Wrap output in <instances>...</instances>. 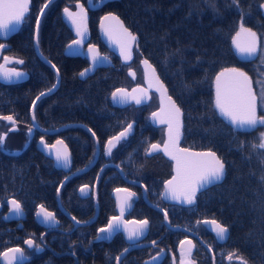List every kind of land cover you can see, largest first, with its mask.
Here are the masks:
<instances>
[{"label": "trees", "instance_id": "trees-1", "mask_svg": "<svg viewBox=\"0 0 264 264\" xmlns=\"http://www.w3.org/2000/svg\"><path fill=\"white\" fill-rule=\"evenodd\" d=\"M68 1L85 2L59 0L48 8L41 24L40 47L59 68L62 79L59 89L42 100L45 106L38 111L47 127L55 126L59 120H76L89 123L99 134L112 136L124 127L110 107V95L122 85L125 68L115 64L85 80L78 77L85 61L68 60L63 54L72 38L62 23L61 9ZM45 2L31 1L22 28L12 40L14 51L29 59L31 78L8 91V112L27 122L36 96L54 83L53 74L34 50L36 19ZM261 3L264 0H240L245 27L260 38L259 54L250 61L239 58L232 48L241 18V12L231 6L232 0H120L115 7L127 27L138 35L141 52L156 67L171 96L184 110V144L194 150L214 151L226 164L225 180L204 194V211L230 227L237 247L254 264H264V149L253 147L260 142L264 126L251 133L234 132L214 110L212 83L224 68L243 69L253 80L259 116L264 114L261 85L256 83V70L264 71L260 60L264 53ZM91 19L93 34L97 35L98 18L93 15ZM80 141L83 145L88 143ZM63 177L48 156L32 147L28 155L11 159L8 192L28 209L43 204L55 211L56 190ZM62 197L66 207H72L73 188L68 185ZM86 209V203L80 201L78 216L86 218Z\"/></svg>", "mask_w": 264, "mask_h": 264}, {"label": "flooded vegetation", "instance_id": "flooded-vegetation-1", "mask_svg": "<svg viewBox=\"0 0 264 264\" xmlns=\"http://www.w3.org/2000/svg\"><path fill=\"white\" fill-rule=\"evenodd\" d=\"M57 1L59 0H55L52 4ZM119 1H68V4H65L61 9L62 23L72 36L64 48V57L68 60L77 61V59H83L85 61V64L79 69L78 77L81 71L90 66V62L85 57L65 55L66 47L76 40V37L64 22L63 17L65 8H68L71 12L77 10V13H80L81 8L78 5H81L84 13L83 28H88L90 34L89 41L85 43L84 49L89 45H95L99 48L101 54L112 60L113 65L109 67L121 64L125 68L126 77H124L122 85L116 89L132 91V89L137 88L143 90L134 94L141 97V104L139 105L133 100L129 104L119 102L120 106H114L110 95V107L116 111L124 126L112 136H107V134L103 133L99 134L93 127L88 125L89 123L86 124L76 120H69L68 122L61 120L64 123L59 120V123L58 121L55 122L53 127H47L43 124L44 122L38 108L45 106L42 104V100L59 89L62 79L59 68L45 56L40 47V29L44 16L40 22L38 32L37 26L35 28L34 50L38 59L53 74V85H55L57 82L56 72L52 66L44 62L38 55L37 42L43 56L59 70L60 84L54 92L38 101L34 108L35 121L32 118L33 102L30 106L28 122L19 120L10 114L8 112V98L10 97L8 91L10 92L13 87L30 80L31 66L29 59L25 55L23 56V54L14 51L12 42L21 30L23 22L15 35L9 38L8 33L7 36L0 35V43L4 44V48L0 53V64H5L4 57H9L12 61L13 59L23 60V64L7 63L5 68L18 69L28 74V79L22 83L8 85L0 82V115H12L16 120L14 126L6 120H0V134H7L3 146L0 147V254L9 248H20L25 257L23 264H117L115 257L127 248L128 251L121 259L120 264H145L146 261H150L151 264H180L181 251L183 250L187 253L191 249V255L188 259L192 264H241V260L245 264H254L251 257L244 255L237 247L230 227L223 223L218 216L205 213L203 205L206 198H204V194L213 186L197 193L196 202L193 205L170 203L161 199L160 194L164 190L165 182L174 174V164L163 152L154 150L150 155H146V150L150 148L151 144H158L162 147L167 141V124H161L159 118H154L152 113L159 112L162 107L167 110L168 106L162 104L160 94L155 89L156 87L153 88L146 82L142 61L147 58L141 52L139 43L138 48L137 46L134 48L132 61L129 64H124L121 58L104 44L99 34L101 18L107 13L117 14L115 7ZM93 15L98 18L97 35L93 34L94 29L91 19ZM77 19H80V17H77ZM109 67L99 68L96 71ZM154 68L156 69L155 66ZM129 72H133L134 75H130ZM161 81L163 80L161 79ZM53 85L51 88H53ZM169 95L171 96L170 92ZM178 106L180 107L179 104ZM180 109L184 113L183 138L180 142V147L191 149L184 144L185 112L181 107ZM161 115L164 114L161 113ZM129 123L132 124V129L127 138H122L117 146L112 149L111 156L105 155L104 145L106 142L123 131ZM23 125L28 129H23ZM13 127L16 130L9 131ZM29 128L32 129L31 134H29ZM93 133H95V136H93ZM41 137L49 146L56 145L57 140L64 141V145L67 146L72 158L70 171L64 172L57 168L56 163L51 158L52 155L49 154L52 153V147L45 148L41 145ZM80 139L88 140V143L83 145ZM21 141L24 142V144L22 143V148L17 146L21 145ZM32 147L42 155L48 156L56 171L64 174L57 188L60 189L61 184L66 180L65 177L70 178L59 193L56 190V210H48L45 207L55 215L58 221V224L52 227H45L36 216L40 204L28 209L25 203L23 204V202L9 193L10 191L8 192V165L11 159L15 156L28 155ZM68 185L73 188L72 207H66L62 197L63 190ZM84 185L88 186L87 196L82 195L80 192V188ZM117 188L128 189L129 192L136 194L131 198V207L125 210L122 220L140 221L147 219L149 221L145 235L138 241L129 242L127 235L122 230L123 226H121V230L114 233L111 239H97V236L104 237L107 235V233H100L99 229L106 228L113 216L120 215L118 199L114 197L115 189ZM126 196L127 192H120L119 200L124 199ZM9 199H16L21 203L23 209L22 217L17 218L14 214L9 216L11 206L6 203ZM80 201L87 205L86 218L79 217L77 214ZM161 208L167 209V220H165L164 212L161 211ZM5 217L9 218L6 219ZM72 217H76L81 223L77 225L72 220ZM206 219H215L221 225L227 227V238L219 240L210 224H197V221ZM137 226L136 224H128L130 229ZM28 239L34 241L33 247H29L24 243ZM153 241L156 242L155 245H153ZM181 241L184 242L183 245H181ZM35 245H40L41 250L37 251ZM13 255L19 258L21 253H9V256ZM157 255L158 261H152V257ZM229 255H231V259L228 258ZM0 264H8V261L2 255H0ZM12 264H17V261L13 260Z\"/></svg>", "mask_w": 264, "mask_h": 264}, {"label": "snow or ice", "instance_id": "snow-or-ice-1", "mask_svg": "<svg viewBox=\"0 0 264 264\" xmlns=\"http://www.w3.org/2000/svg\"><path fill=\"white\" fill-rule=\"evenodd\" d=\"M51 2L52 0H46V2L40 8L39 15L42 16L44 14V9H46ZM30 3L31 0H0V35L7 36V33L12 30L10 25L18 26L24 21L26 14L30 11ZM231 6H235L241 12L239 31L236 32L235 37H233L232 43L240 55L253 58L256 56L258 51V34L251 28L245 27V14L240 4V0H232ZM78 7L81 8L80 13H73L69 11L68 8L64 9L66 17L74 25L77 24V17H80L81 21L84 17L82 6L78 5ZM259 7L264 9V3H261ZM104 19L116 21V26L120 29L123 38L121 43V56L124 57L125 60L130 59V49L132 44L136 42L137 37L129 32L128 29L123 27V24L119 21L118 17L106 16ZM39 24L40 20L38 16L36 19L37 29H39ZM77 35H82L79 26H77ZM242 37L243 39H241ZM81 43V40H74L72 42V44L75 45H80ZM72 44L68 45L69 49L72 48ZM3 48L4 44L0 43V49ZM93 51L94 49L90 47L89 52L91 53ZM91 58L93 61V66L98 64L101 59H108L106 56L99 57L98 55H93ZM260 60L261 65H264V53L261 54ZM4 61L5 64L13 62L9 57H4ZM14 62L17 64L24 63V61L20 59H15ZM142 63L147 65L148 68H152L146 59L142 61ZM5 64H0V77H2L6 82H11V77L13 76L17 78L24 76V73L18 72L15 69H6ZM52 67L55 68L56 66L53 64ZM90 71H92V68L85 69L79 73V76L84 78ZM256 71L258 72L256 83L261 85L260 98L264 99V71H261L259 68ZM152 72L155 79L156 89L157 91L161 92L162 104L165 98L168 102L167 110L162 107L159 112L152 113V116L154 118H159V122L161 124H167L168 139L164 143L162 150L164 151L165 155H168L170 159L175 161V175L170 180L165 182L164 191L160 194V196L162 200L173 201L176 204L193 205L196 202V194L198 191H204L208 188V186L217 184L223 180L225 176V164L213 151L209 150L207 152L194 153L190 152L186 148L178 147L181 128V110L170 96H166L167 89L164 87L159 77H155L154 68L152 69ZM130 75L134 74L130 72ZM58 76L59 70L57 69V77ZM222 78L225 79L222 80ZM215 84V108L218 110L220 115L224 117L234 128H237L240 131H251L258 126H264V114L260 115L259 117L257 116V93L253 90V80L245 71L236 67L225 68L216 75ZM54 88L55 85H53V88L48 89V92H41L40 95L36 97V100H39L42 96L47 95L53 91ZM137 91L143 90L137 88L132 89V93ZM132 93H128L125 89H117L112 93V98L114 102L117 101V99L120 103H127L129 100H134L137 105L141 104V97L132 95ZM34 107L35 101H33V108ZM161 113L164 115H161ZM32 118L35 120L34 113ZM0 120H6L13 126L16 124V120L12 115H0ZM131 129L132 124L129 123L118 135L111 137L104 145L105 155L111 156L112 149L117 146L122 138H127V135ZM13 130L16 129L14 127L9 129V131ZM31 131L32 129L29 128V134H31ZM89 131H91V129H89ZM6 135V133L0 134V147L3 146ZM93 136H95V133H93ZM40 144L45 148L55 147V145L49 146L46 144L43 137L40 139ZM56 145L63 146L62 150H57L54 153L56 164L65 169L69 168L71 161L67 146L64 145L63 140H57ZM253 147L264 149V132L261 133L260 142L256 145H253ZM160 148L161 146L158 144H151L150 148L146 150V155H150L152 151L160 150ZM49 154L52 155V153ZM117 167H119V165H117ZM65 179L67 180V177H65ZM262 179H264V177H262ZM61 187H63V184H61ZM87 188V185H84L80 188L82 195H88ZM59 191L60 189L57 188V193H59ZM115 191L127 192V196L124 199L118 200L120 215L113 216L109 220L106 228L99 229L100 233H107V235L104 237L97 236V239H111L114 233L121 230V226H123L122 230L124 233H126L127 240L129 242L134 240L138 241L142 236L145 235L149 221L147 219L140 221H123L122 217L125 213V210L131 207L130 200L136 194L134 192H129L128 189L117 188ZM6 203L11 206L9 216L13 214L17 218L23 216V209L20 202H18L16 199H9ZM157 207H159V205H157ZM161 211L164 212V218L167 220V209L161 208ZM36 216L38 218L42 216L43 222L46 224H51L52 226L58 224L55 215L51 211H48L43 204L39 205V210L36 212ZM5 218L7 219L9 217ZM72 220H74L77 225L81 223L76 219V217H72ZM200 223L212 225V230L216 233V236L219 240H225L227 238V227L221 225L215 219L197 221V224ZM128 224H136L138 226L130 229ZM24 243L29 247H33L34 241L32 239H28L25 240ZM152 243L155 245L156 242L153 241ZM183 243L184 242L181 241V245H183ZM189 243L191 242L189 241ZM35 247L37 251L41 250L40 245H35ZM127 251L128 249L125 248L120 255L115 257L117 264H120L124 253ZM9 253H21V255L19 258H17L15 255L9 256ZM0 255H2L8 261V264H12L13 260H16L17 264H23L25 259L22 249L20 248H9ZM158 255L152 257V261H158ZM190 255L191 249H189L187 253L182 250L180 264H192V262L188 259ZM228 258L231 259V255H229ZM145 264H151V262L146 261ZM241 264H245V262L241 260Z\"/></svg>", "mask_w": 264, "mask_h": 264}, {"label": "water", "instance_id": "water-1", "mask_svg": "<svg viewBox=\"0 0 264 264\" xmlns=\"http://www.w3.org/2000/svg\"><path fill=\"white\" fill-rule=\"evenodd\" d=\"M55 0H52V2H54ZM90 2L92 1V0H89ZM52 2L48 5V7L52 4ZM48 7L46 8V9H44V14H45V12H46V10L48 9ZM44 14L41 16H39V20H40V22L42 21V18H43V16H44ZM106 16H116V17H118V19H119V21L123 24V27L124 28H126V29H128V31L129 32H131L132 33V31L126 26V24L124 23V21L122 20V18L120 17V16H118L117 14H115V13H107V14H105L102 18H101V21H100V24H99V34H100V36H101V38H102V40H103V42H104V44L111 50V51H113L114 53H116L120 58H121V60H122V62L124 63V64H129L131 61H132V59H133V56H134V48H135V46H137V48H138V43H139V37L136 35V34H134V33H132V34H134L136 37H137V40H136V42L135 43H133L132 44V46H131V49H130V59H127V60H125V58L124 57H122L121 56V43H122V34H121V31H120V29L116 26V21H113V20H110V19H104V17H106ZM263 16H264V9H263ZM63 20H64V22L66 23V25L71 29V31L73 32V34H74V36L76 37V40H81L82 41V43L80 44V45H75V44H72V42L70 43V44H72V48L71 49H69L68 48V46L66 47V49H65V55H72V56H81V57H85L89 62H90V66L88 67V68H92V71H90V72H88L87 74H86V76L84 77V78H81L80 76V78L81 79H85V78H87L88 76H90V75H92L97 69H99V68H106V67H109V66H112L113 65V62H112V60L110 59V58H108L107 60H103V59H101L100 61H99V63L98 64H96L95 66H93V61H92V56L93 55H98L99 57H105V55H103V54H101V52H100V50H99V48L97 47V46H95V45H89L86 49H84V45H85V43H87V41H89V38H90V34H89V30H88V28H86V29H84L83 28V23H84V20H80V19H77V24L76 25H74L67 17H66V15L64 14V17H63ZM21 25V24H20ZM20 25H10V28L12 29L11 31H9L8 32V38L10 37V36H13V35H15L17 32H18V30H19V28H20ZM40 25V24H39ZM77 26H79L80 27V31H81V33H82V35H77ZM239 31V30H238ZM237 31V32H238ZM254 31V30H253ZM37 32H38V29H37ZM236 35V34H235ZM235 35L233 36V37H235ZM258 38H259V36H258ZM233 39V38H232ZM241 39H243V37L241 38ZM37 41V40H36ZM69 44V45H70ZM93 48L94 49V51L93 52H89V48ZM232 48H233V51L235 52V54L239 57V58H241V59H244V60H246V61H250V60H254L257 56H258V54H259V51H260V38H259V46H258V51H257V54H256V56L255 57H253V58H248V57H246V56H242V55H240L238 52H237V50H236V48H235V46L233 45V43H232ZM36 49H37V52H38V55L42 58V60L44 61V62H46L48 65H50V66H52L53 64L49 61V60H47L44 56H43V54L41 53V51L39 50V48H38V43L36 42ZM1 51H2V49H0V53H1ZM14 60L15 59H13V62H14ZM145 60V59H144ZM143 60V61H144ZM147 60V59H146ZM148 61V60H147ZM148 63L152 66V68H148L147 67V65H145V64H143V67H144V70H145V75H146V82H147V84L149 85V86H152L153 88H155L156 87V84H155V79H154V75H153V72H152V69L154 68V66L148 61ZM87 68V69H88ZM227 68H232V67H227ZM236 68H238V67H236ZM8 69H13V68H8ZM155 69V68H154ZM225 69V68H224ZM241 69V68H240ZM16 71H18V72H22V73H24V76L23 77H21V78H17V77H15V76H13V77H11V82H6L2 77H0V82L1 83H3V84H8V85H12V84H18V83H22V82H24L25 80H27L28 79V74L26 73V72H24V71H21V70H18V69H15ZM54 70H55V72H56V75H57V69L56 68H54ZM223 70V69H222ZM221 70V71H222ZM241 70H243V69H241ZM221 71H219L218 73H220ZM244 71V70H243ZM246 72V71H245ZM131 73H133V72H131ZM217 73V74H218ZM247 73V72H246ZM129 74H130V72H129ZM216 74V75H217ZM248 74V73H247ZM249 75V74H248ZM155 77H159V75H158V73H157V71H156V69H155ZM216 77V76H215ZM215 77H214V80H213V83H212V91H213V107H214V110L216 111V113H217V115L227 124V125H229L231 128H232V130L234 131V132H242V133H251V132H253V131H255L256 130V128L255 129H253V130H251V131H240L239 129H237V128H234L224 117H222L221 115H220V113L218 112V110H216V108H215V99H216V84H215ZM159 79H160V77H159ZM223 79H225V78H222V80ZM160 81H161V79H160ZM162 83H163V81H161ZM59 84H60V74H59V76L57 77V82H56V84H55V88L53 89V91H51L50 93H48L47 95H49V94H51L52 92H54L57 88H58V86H59ZM163 85H164V87L167 89V87H166V85L163 83ZM156 89V88H155ZM117 90V89H116ZM115 90V91H116ZM126 90V89H125ZM157 90V89H156ZM253 90H254V87H253ZM127 91V90H126ZM255 91V90H254ZM48 92V91H47ZM128 93H132V91H127ZM158 93L160 94V99H161V92H159L158 91ZM135 93H132V95H134ZM47 95H45V96H47ZM45 96H42L40 99H42L43 97H45ZM166 96H170L169 95V92H168V89H167V93H166ZM118 97H119V93H118ZM171 97V96H170ZM172 98V97H171ZM39 99V100H40ZM39 100H35V106H36V104L38 103V101ZM172 100L173 101H175L173 98H172ZM133 100H129V102H127L126 104H129L130 102H132ZM162 101V100H161ZM111 102H112V104L114 105V106H120V103H119V100L117 99V101H113V98H112V94H111ZM176 103V102H175ZM163 104L165 105V106H168V102H167V99L165 98L164 99V101H163ZM176 105L178 106V104L176 103ZM179 107V106H178ZM35 108V107H34ZM34 108H33V106H32V117H33V113H34ZM180 108V107H179ZM181 110V109H180ZM181 116H180V121H181V128H180V138H179V143H178V147H180V142H181V140H182V138H183V128H184V113H183V111L181 110ZM257 116L259 117V113H258V97H257ZM33 121H35V120H33ZM62 148H63V146L62 145H55V147L54 148H52V160H54V162L56 163V161H55V156H54V153L57 151V150H62ZM181 148V147H180ZM163 149V146L160 148V150H158V151H160V152H163L164 153V151L162 150ZM190 152H194V153H198V152H207V151H209V150H193V149H188ZM211 151V150H210ZM214 152V151H213ZM69 153V152H68ZM216 153V152H215ZM165 154V153H164ZM69 155H70V153H69ZM216 155H217V157H219L218 156V154L216 153ZM168 159H170V157L168 156V155H165ZM220 158V157H219ZM221 159V158H220ZM172 162H173V164H174V174H173V176L175 175V161H173L172 159H170ZM70 161H71V164H70V167L69 168H67V169H65V168H63V167H61V166H58L57 164H56V166H57V168L58 169H61V170H63L64 172H68V171H70V169H71V166H72V158H71V155H70ZM221 161L224 163V161L221 159ZM225 164V163H224ZM226 172H227V169H226V164H225V176H224V178H223V180H221L219 183H217V184H213V185H210V186H208V188H210L211 186H214V185H218V184H221L224 180H225V177H226ZM172 176V177H173ZM171 177V178H172ZM170 178V179H171ZM70 178H67V180H65L64 182H63V186H64V184L69 180ZM169 179V180H170ZM62 189V187H60V190ZM164 191V190H163ZM199 192H201V191H198L197 193H199ZM119 194H120V192H116L115 191V193H114V197L116 198V199H118L119 200ZM166 202H170V203H175V202H173V201H169V200H165ZM39 220H40V222L45 226V227H52V225L51 224H46V223H44L43 222V217L41 216V217H39L38 218ZM57 225V224H56ZM126 234V233H125ZM126 253H124V255H125ZM123 255V256H124ZM123 258V257H122Z\"/></svg>", "mask_w": 264, "mask_h": 264}, {"label": "rangeland", "instance_id": "rangeland-1", "mask_svg": "<svg viewBox=\"0 0 264 264\" xmlns=\"http://www.w3.org/2000/svg\"><path fill=\"white\" fill-rule=\"evenodd\" d=\"M74 11H75V12H74ZM262 11H263V9H262ZM73 12H74V13H77V10H73ZM22 128L25 129V130L28 129V128H27L26 126H24V125L22 126ZM22 143L24 144V142L21 141V142H20L21 145H17V146H20V148H22V147H23V144H22Z\"/></svg>", "mask_w": 264, "mask_h": 264}, {"label": "bare ground", "instance_id": "bare-ground-1", "mask_svg": "<svg viewBox=\"0 0 264 264\" xmlns=\"http://www.w3.org/2000/svg\"><path fill=\"white\" fill-rule=\"evenodd\" d=\"M123 20V19H122ZM125 23V22H124ZM127 26V25H126ZM133 33V32H132ZM18 34V33H17ZM135 34V33H134ZM137 35V34H136ZM138 36V35H137Z\"/></svg>", "mask_w": 264, "mask_h": 264}]
</instances>
